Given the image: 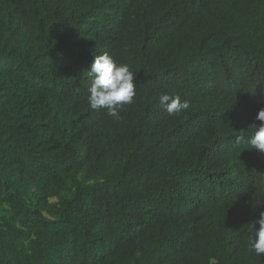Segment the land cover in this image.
I'll list each match as a JSON object with an SVG mask.
<instances>
[{
    "label": "trees",
    "instance_id": "16d2710c",
    "mask_svg": "<svg viewBox=\"0 0 264 264\" xmlns=\"http://www.w3.org/2000/svg\"><path fill=\"white\" fill-rule=\"evenodd\" d=\"M104 53L135 74L118 120ZM261 108L264 0H0V264H264Z\"/></svg>",
    "mask_w": 264,
    "mask_h": 264
},
{
    "label": "clouds",
    "instance_id": "9594fccd",
    "mask_svg": "<svg viewBox=\"0 0 264 264\" xmlns=\"http://www.w3.org/2000/svg\"><path fill=\"white\" fill-rule=\"evenodd\" d=\"M88 76L91 83L88 87L89 105L92 109H106L107 115L120 119L119 111L123 105L131 104L136 95L135 74L127 64L117 63L108 53L96 55L88 68ZM160 104L169 114H178L189 107L188 102H181L179 96L162 94L159 97ZM259 125L253 124L250 136L245 143L250 148L264 153V108H261L256 116ZM244 140L238 137L236 143ZM259 225V227H256ZM252 233L249 247L257 256L264 253V212L259 218L253 220L249 226Z\"/></svg>",
    "mask_w": 264,
    "mask_h": 264
}]
</instances>
